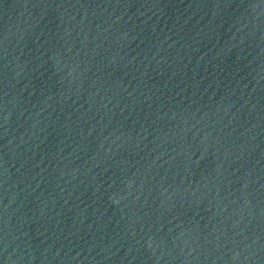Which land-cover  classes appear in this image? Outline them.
Segmentation results:
<instances>
[{"label":"water","instance_id":"1","mask_svg":"<svg viewBox=\"0 0 264 264\" xmlns=\"http://www.w3.org/2000/svg\"><path fill=\"white\" fill-rule=\"evenodd\" d=\"M79 0H0V92Z\"/></svg>","mask_w":264,"mask_h":264}]
</instances>
